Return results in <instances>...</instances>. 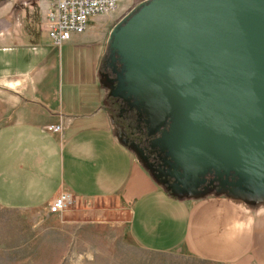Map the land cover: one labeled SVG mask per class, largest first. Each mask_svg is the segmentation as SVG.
Returning a JSON list of instances; mask_svg holds the SVG:
<instances>
[{
  "label": "crops",
  "instance_id": "obj_1",
  "mask_svg": "<svg viewBox=\"0 0 264 264\" xmlns=\"http://www.w3.org/2000/svg\"><path fill=\"white\" fill-rule=\"evenodd\" d=\"M47 7L0 0V208L44 213L60 193L77 201L121 195L129 236L142 250L264 264L263 188L181 196L156 188L134 160L124 101L102 69L112 25L128 7L118 18H88L60 46L44 30ZM49 125L62 130L46 132Z\"/></svg>",
  "mask_w": 264,
  "mask_h": 264
},
{
  "label": "rangeland",
  "instance_id": "obj_2",
  "mask_svg": "<svg viewBox=\"0 0 264 264\" xmlns=\"http://www.w3.org/2000/svg\"><path fill=\"white\" fill-rule=\"evenodd\" d=\"M151 1L119 0L110 16L120 17L127 7L136 13ZM259 43L262 48V34ZM107 46L102 69L111 79L113 89L124 91L127 61L109 46V39ZM258 86L241 110L229 107L223 114L226 116L209 119L213 129L203 128L198 141L192 132L196 117L186 109L161 117L147 100L126 96L119 113L132 127L131 134L126 129L125 132L134 160L143 163L156 188L181 196L199 194L204 189H232L239 193L245 154L240 152L244 133L237 127L244 119L242 113L249 109L261 106L259 109L264 112V77ZM179 107L182 108L180 104ZM225 125L234 127L231 133H225ZM128 218L129 208L121 195L72 199L66 210L54 215L0 208V264H214L180 248L159 253L142 250L129 236Z\"/></svg>",
  "mask_w": 264,
  "mask_h": 264
},
{
  "label": "water",
  "instance_id": "obj_3",
  "mask_svg": "<svg viewBox=\"0 0 264 264\" xmlns=\"http://www.w3.org/2000/svg\"><path fill=\"white\" fill-rule=\"evenodd\" d=\"M261 34L264 0H152L111 29L109 46L127 61V88L117 93L123 101L126 96L147 100L161 117L186 109L196 117L192 132L198 141L203 128L213 129L209 119L226 116L229 107L241 110L257 92L264 77ZM259 107L242 113L237 127L244 133L242 190L264 189ZM226 126L225 133H231L234 127Z\"/></svg>",
  "mask_w": 264,
  "mask_h": 264
},
{
  "label": "built area",
  "instance_id": "obj_4",
  "mask_svg": "<svg viewBox=\"0 0 264 264\" xmlns=\"http://www.w3.org/2000/svg\"><path fill=\"white\" fill-rule=\"evenodd\" d=\"M119 0H48L44 13V30L53 45L60 46L69 41L71 35L85 31L88 18L107 16L112 13ZM60 125H49V133H60ZM68 193H60L47 205L46 212L54 215L66 210L72 202Z\"/></svg>",
  "mask_w": 264,
  "mask_h": 264
},
{
  "label": "trees",
  "instance_id": "obj_5",
  "mask_svg": "<svg viewBox=\"0 0 264 264\" xmlns=\"http://www.w3.org/2000/svg\"><path fill=\"white\" fill-rule=\"evenodd\" d=\"M116 109H118V108H116ZM132 129V127H130V125L127 123V125H126V130L131 134V130Z\"/></svg>",
  "mask_w": 264,
  "mask_h": 264
},
{
  "label": "flooded vegetation",
  "instance_id": "obj_6",
  "mask_svg": "<svg viewBox=\"0 0 264 264\" xmlns=\"http://www.w3.org/2000/svg\"><path fill=\"white\" fill-rule=\"evenodd\" d=\"M117 106H118V104H117ZM122 115V114H121ZM127 116V115H126ZM122 117V116H121Z\"/></svg>",
  "mask_w": 264,
  "mask_h": 264
}]
</instances>
